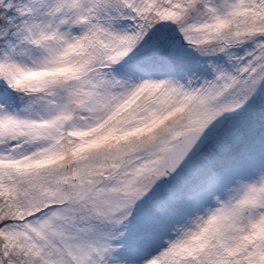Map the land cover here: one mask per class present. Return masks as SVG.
<instances>
[{"label": "snow or ice", "instance_id": "snow-or-ice-1", "mask_svg": "<svg viewBox=\"0 0 264 264\" xmlns=\"http://www.w3.org/2000/svg\"><path fill=\"white\" fill-rule=\"evenodd\" d=\"M0 264H264V0H0Z\"/></svg>", "mask_w": 264, "mask_h": 264}]
</instances>
